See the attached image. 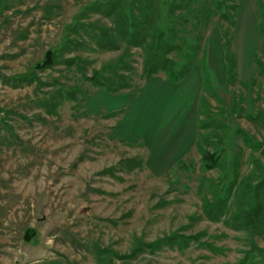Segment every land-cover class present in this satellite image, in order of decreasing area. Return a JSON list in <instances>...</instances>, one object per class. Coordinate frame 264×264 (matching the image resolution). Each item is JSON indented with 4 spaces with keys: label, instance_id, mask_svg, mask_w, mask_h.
<instances>
[{
    "label": "rangeland",
    "instance_id": "1",
    "mask_svg": "<svg viewBox=\"0 0 264 264\" xmlns=\"http://www.w3.org/2000/svg\"><path fill=\"white\" fill-rule=\"evenodd\" d=\"M97 1L108 0H0V264H264V73L252 57L264 64V36L242 26L250 17L264 26V0L262 18L257 0L235 16L231 81L228 22L215 15L196 29L190 16L187 45L170 53L177 68L194 37L203 40L178 85L163 72L146 79L140 47L98 45L113 19L78 17ZM171 1L159 0L164 29ZM122 58L133 68H118L128 89L80 71L110 78ZM200 134L219 157L213 169Z\"/></svg>",
    "mask_w": 264,
    "mask_h": 264
},
{
    "label": "trees",
    "instance_id": "2",
    "mask_svg": "<svg viewBox=\"0 0 264 264\" xmlns=\"http://www.w3.org/2000/svg\"><path fill=\"white\" fill-rule=\"evenodd\" d=\"M241 3L242 0H172L168 12L172 26L168 29H164L160 24L162 14L159 0L97 1L87 9H84V11L82 10L78 17L81 15L85 16L87 11H91L112 18L115 26L111 30L103 29L104 37L99 39L100 44H98L100 47L119 48V42H125L128 45L126 54L130 52L132 46L140 47L144 53V66L142 68L146 79L153 78L154 75L163 72L167 78L166 80L171 83H178L185 79L195 67L203 40L202 35L194 37V41L188 45L189 52L185 55L186 63L181 68H177L176 61L171 57L170 53L182 52L185 45H187V34L185 36L181 34L183 31H187L185 26L188 23L190 24V16L195 20V28L198 29L199 26L208 28L211 19L217 15L221 20L227 21L229 24V27L222 31V35L225 41L224 57L227 65V78L231 81V79L235 80L237 78V57L235 51H233L231 30L233 24H235V16L240 12ZM193 4L196 7H193ZM256 4L259 8L257 16L262 18L260 0H257ZM258 25L264 36V26L260 23ZM69 27L71 28V26ZM262 49L264 50V44ZM258 56L259 54L256 51L254 59L257 71L259 68L258 73L263 74L264 64L259 60ZM56 57L55 50H48V66L56 62ZM204 64L205 62L201 64L202 83L203 89L209 94L212 91V85L208 70ZM118 68L133 70L132 66L122 58L113 69L111 68L112 77L110 78H101L97 71L92 76H88L82 68H80V71L86 79L106 87L109 91L117 92L131 88L132 85L130 82H126L124 76H117ZM26 77L28 75L16 78L23 79ZM198 105V112L202 114L206 105L205 98L202 97ZM207 127V124L198 118V128L204 130ZM199 141L198 147L201 151L205 168L208 170L215 168L219 159L217 153H210L204 149L202 134H200ZM35 234L34 229H29L25 237L29 241Z\"/></svg>",
    "mask_w": 264,
    "mask_h": 264
},
{
    "label": "crops",
    "instance_id": "3",
    "mask_svg": "<svg viewBox=\"0 0 264 264\" xmlns=\"http://www.w3.org/2000/svg\"><path fill=\"white\" fill-rule=\"evenodd\" d=\"M243 1V0H242ZM244 7H245V5H243V3H242V10L244 9ZM241 12V11H240ZM252 21V17H250L249 18V20L246 22V23H242V26L244 27V29L246 30V29H248L249 30V32L250 31H253L254 30V33H253V35H254V39H255V41H256V35H255V30H257V33L259 32L262 36H263V34L261 33V31H260V29H259V25L256 23L254 26L252 25L253 24V22H251ZM247 27V28H246ZM248 30H246L247 32H248ZM248 34V33H247ZM246 40L248 41V38H247V35H246ZM246 47H247V45H246ZM251 47H252V44H251ZM254 52H256V51H253V53H252V57H253V61L255 62V59H254ZM237 63H238V61H237ZM255 64H256V62H255ZM193 71H194V68L192 69V71L189 73V75L185 78V79H183L182 81H180V82H178V83H171V82H169L168 80H167V83L168 84H171V85H178V84H180V83H182V82H184V81H186L191 75H193ZM201 72V71H200ZM152 79V77L150 78V79H148V80H151ZM167 79V78H166ZM201 82H202V74H201ZM202 88H203V83H202ZM201 96V95H200ZM200 96H199V100H200ZM199 100H198V104H199ZM197 104V105H198ZM198 107H199V105L197 106V112H198ZM197 117V116H196ZM195 117V118H196ZM196 121H197V128H198V119L196 118Z\"/></svg>",
    "mask_w": 264,
    "mask_h": 264
}]
</instances>
